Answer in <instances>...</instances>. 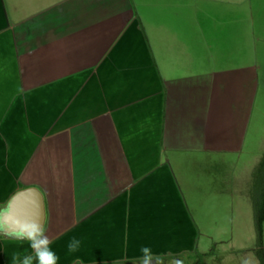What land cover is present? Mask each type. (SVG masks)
Segmentation results:
<instances>
[{
  "label": "crops",
  "instance_id": "obj_1",
  "mask_svg": "<svg viewBox=\"0 0 264 264\" xmlns=\"http://www.w3.org/2000/svg\"><path fill=\"white\" fill-rule=\"evenodd\" d=\"M262 9L153 0L150 43L132 0H0V216L39 189L58 264L177 259L194 217L220 226L245 201L256 219ZM14 254L29 241L0 229V264Z\"/></svg>",
  "mask_w": 264,
  "mask_h": 264
},
{
  "label": "rangeland",
  "instance_id": "obj_2",
  "mask_svg": "<svg viewBox=\"0 0 264 264\" xmlns=\"http://www.w3.org/2000/svg\"><path fill=\"white\" fill-rule=\"evenodd\" d=\"M132 1L151 43L153 0ZM261 12L264 13V9ZM244 205L245 201H242L241 210L237 209L236 205V209L234 208L236 213L224 217L220 226H213L209 223L202 225L200 217H194L200 228L195 249L191 251L192 253L185 251L177 254L176 258L183 264H241L242 258H247L249 264H260L259 257L262 253L264 254V226L263 236L260 239L254 213L253 211L246 212L243 209ZM214 219L216 216L208 217V221Z\"/></svg>",
  "mask_w": 264,
  "mask_h": 264
},
{
  "label": "clouds",
  "instance_id": "obj_3",
  "mask_svg": "<svg viewBox=\"0 0 264 264\" xmlns=\"http://www.w3.org/2000/svg\"><path fill=\"white\" fill-rule=\"evenodd\" d=\"M16 237L29 241L32 254H25L22 257L14 254V264H58L59 257L51 249V238L46 234L45 228L35 221L21 223L17 221L15 231ZM81 241L73 238L68 243V252L73 253L79 250ZM142 256L139 258L138 264H165V255H153L152 250L148 246H142L140 249ZM168 257L171 254H167ZM74 264H81L77 259ZM116 264H123V261H117ZM169 264H183L179 259H169ZM241 264H249L247 258H242Z\"/></svg>",
  "mask_w": 264,
  "mask_h": 264
},
{
  "label": "water",
  "instance_id": "obj_4",
  "mask_svg": "<svg viewBox=\"0 0 264 264\" xmlns=\"http://www.w3.org/2000/svg\"><path fill=\"white\" fill-rule=\"evenodd\" d=\"M45 219L46 211L43 194L39 189L31 187L17 192L11 198L0 216V229L4 234L16 237L17 221L21 223L35 221L44 227ZM125 264H138V262ZM165 264H169V260L165 259Z\"/></svg>",
  "mask_w": 264,
  "mask_h": 264
},
{
  "label": "trees",
  "instance_id": "obj_5",
  "mask_svg": "<svg viewBox=\"0 0 264 264\" xmlns=\"http://www.w3.org/2000/svg\"><path fill=\"white\" fill-rule=\"evenodd\" d=\"M256 226L259 234V238L263 236L264 226V189L262 190L261 197L256 204ZM260 264H264V254L259 257Z\"/></svg>",
  "mask_w": 264,
  "mask_h": 264
},
{
  "label": "flooded vegetation",
  "instance_id": "obj_6",
  "mask_svg": "<svg viewBox=\"0 0 264 264\" xmlns=\"http://www.w3.org/2000/svg\"><path fill=\"white\" fill-rule=\"evenodd\" d=\"M166 259H167V260H169V259H174V258H169V259H168V258H166Z\"/></svg>",
  "mask_w": 264,
  "mask_h": 264
}]
</instances>
